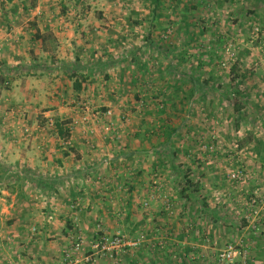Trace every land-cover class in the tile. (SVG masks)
I'll return each mask as SVG.
<instances>
[{
  "label": "rangeland",
  "instance_id": "374dc122",
  "mask_svg": "<svg viewBox=\"0 0 264 264\" xmlns=\"http://www.w3.org/2000/svg\"><path fill=\"white\" fill-rule=\"evenodd\" d=\"M0 264H264V0H0Z\"/></svg>",
  "mask_w": 264,
  "mask_h": 264
},
{
  "label": "crops",
  "instance_id": "0c3cea01",
  "mask_svg": "<svg viewBox=\"0 0 264 264\" xmlns=\"http://www.w3.org/2000/svg\"><path fill=\"white\" fill-rule=\"evenodd\" d=\"M68 30H72V28H71V26H70V28L68 29ZM116 31V30H115ZM119 61H118V58L117 57H115V59L113 58V59H106V60H101L100 58H98V59H96V62H93L94 64L92 65V64H90V66H85V68H87V70L89 71H91V70H100L102 73H104L105 71H107V73L109 72L110 74L111 73H113V70L112 71H110L112 68H115V67H113V66H115L117 63H118ZM96 64H98V66H96ZM118 66L119 65H116V68H118ZM64 68H65V72L67 73V75H68V77L70 78V79H73V80H75V79H77L76 77H75V75H76V72H77V70L79 69V68H81V66H78L77 64H71L70 63V65H66V66H64ZM90 68V69H89ZM71 71L73 72V74L71 73ZM100 72V73H101ZM88 73H90V72H88ZM105 74H106V72H105ZM90 75L91 74H88L87 76H86V78H88V77H90ZM98 75V74H97ZM85 78V79H86ZM101 154H94L93 156H87V158L86 157H84L83 156V159H82V162L81 161H79V163H78V168H76V171H77V174H75L74 176H79L80 174H82L83 172H82V168H83V165H84V162H83V160L84 159H91L92 161L91 162H89L88 163V166H86V167H92L93 168V170L95 171V169H96V165H98L99 164V161H100V159H102L101 158V156H100ZM115 157V156H114ZM110 158V157H109ZM111 159V161H115V159L113 160L112 158H110ZM107 160V159H106ZM105 160V161H106ZM87 172V171H86Z\"/></svg>",
  "mask_w": 264,
  "mask_h": 264
},
{
  "label": "trees",
  "instance_id": "16d2710c",
  "mask_svg": "<svg viewBox=\"0 0 264 264\" xmlns=\"http://www.w3.org/2000/svg\"><path fill=\"white\" fill-rule=\"evenodd\" d=\"M157 3H160L161 2V0H155ZM34 40L35 41H40V43L42 44V50H43V52H45V53H53L54 51H55V48H56V40H55V38H54V36H53V34L52 33H42V32H40V31H38L37 33H36V35L34 36ZM240 78H239V76L237 77V78H232V80H233V82H234V84L235 83H237V81L239 80ZM197 81H195V83H196ZM77 89H80V85L78 84L77 86ZM197 87H199V86H197ZM199 89V88H198ZM235 95V94H234ZM235 104H236V111L237 112H240L241 111V107H240V105H239V103L238 102H235ZM57 129H58V132L60 133V135L64 138V136H65V133H68L69 134V131L67 130V129H65L64 127H63V125L62 124H60V123H57ZM66 131V132H65ZM68 134H67V136H68ZM65 139H67L66 137H65ZM187 179H189L188 178V176H186V180ZM188 182H187V184H188V186H187V188H189L190 187V185H191V180H187ZM186 188V189H187ZM186 189H184L183 190V192H185V190ZM191 189V188H190ZM197 191V190H196Z\"/></svg>",
  "mask_w": 264,
  "mask_h": 264
},
{
  "label": "built area",
  "instance_id": "2783aa9c",
  "mask_svg": "<svg viewBox=\"0 0 264 264\" xmlns=\"http://www.w3.org/2000/svg\"><path fill=\"white\" fill-rule=\"evenodd\" d=\"M109 239H107L108 241ZM122 240L121 239H118V240H115L113 241L112 243L114 244V247H117L121 244ZM232 247H230L228 250H226L222 255H221V260L222 261H228V262H231L233 261V258H234V253L232 251Z\"/></svg>",
  "mask_w": 264,
  "mask_h": 264
}]
</instances>
